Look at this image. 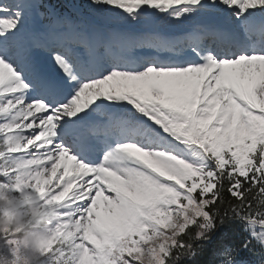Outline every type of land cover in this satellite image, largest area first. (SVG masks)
Masks as SVG:
<instances>
[{"label": "snow or ice", "instance_id": "obj_1", "mask_svg": "<svg viewBox=\"0 0 264 264\" xmlns=\"http://www.w3.org/2000/svg\"><path fill=\"white\" fill-rule=\"evenodd\" d=\"M85 7L128 30L0 0V187L56 207L43 264H248L213 237L264 247V0Z\"/></svg>", "mask_w": 264, "mask_h": 264}, {"label": "clouds", "instance_id": "obj_2", "mask_svg": "<svg viewBox=\"0 0 264 264\" xmlns=\"http://www.w3.org/2000/svg\"><path fill=\"white\" fill-rule=\"evenodd\" d=\"M43 195L35 185L31 191L0 187V264H43L56 236L52 226L56 207L43 202ZM158 244L154 241L149 249ZM141 264H156V257L146 249Z\"/></svg>", "mask_w": 264, "mask_h": 264}, {"label": "trees", "instance_id": "obj_3", "mask_svg": "<svg viewBox=\"0 0 264 264\" xmlns=\"http://www.w3.org/2000/svg\"><path fill=\"white\" fill-rule=\"evenodd\" d=\"M228 232V238L225 243L238 246L241 242L249 241L248 248L243 252V258L248 261V264H264V247H261L259 243L253 239L248 232L244 231L243 226L239 222L233 221L225 227H221L215 233L213 240L218 239L222 233ZM204 252L194 260L186 261L185 264H211L213 261L212 250L214 245L212 243L204 242ZM220 257L215 258L216 264H219Z\"/></svg>", "mask_w": 264, "mask_h": 264}, {"label": "rangeland", "instance_id": "obj_4", "mask_svg": "<svg viewBox=\"0 0 264 264\" xmlns=\"http://www.w3.org/2000/svg\"><path fill=\"white\" fill-rule=\"evenodd\" d=\"M58 175H59V173H58ZM56 183V180L55 179H53V181H52V184H55ZM59 190H61V189H57L56 191H59ZM176 218H174V220H175Z\"/></svg>", "mask_w": 264, "mask_h": 264}]
</instances>
